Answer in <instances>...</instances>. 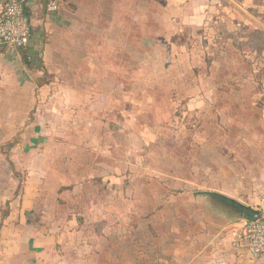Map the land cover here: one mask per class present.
<instances>
[{
  "label": "crops",
  "instance_id": "0c3cea01",
  "mask_svg": "<svg viewBox=\"0 0 264 264\" xmlns=\"http://www.w3.org/2000/svg\"><path fill=\"white\" fill-rule=\"evenodd\" d=\"M185 1L66 0L52 16L33 13L27 61L22 50L0 45V264H264L234 242L264 191L261 88L214 92L216 132L177 140L186 145L189 175L176 177L173 196L161 185L159 207L147 197V219L158 227L150 237L155 253L142 260L136 237L121 235L139 203L120 179L130 180L120 167L130 156L109 153L105 147L120 142L106 130L131 128V119L105 118L135 114L137 98L152 96L146 83L158 79L138 75L137 65H151L152 49L170 48L169 17L180 13L182 21ZM180 97L188 99L183 114L208 104L195 91ZM40 131L50 137L41 140ZM62 145L64 157L52 152ZM5 146L19 149L17 161L26 165Z\"/></svg>",
  "mask_w": 264,
  "mask_h": 264
},
{
  "label": "rangeland",
  "instance_id": "374dc122",
  "mask_svg": "<svg viewBox=\"0 0 264 264\" xmlns=\"http://www.w3.org/2000/svg\"><path fill=\"white\" fill-rule=\"evenodd\" d=\"M184 4L186 12L182 21L175 20L180 13L176 15L174 12L169 17L170 48L152 49L151 65H137L138 75L146 70L147 75H154L158 79L157 82L146 83L147 86L152 85V96L137 98L135 114H127L128 117L110 114L105 118L108 121L109 117L111 123H115L113 119H131V128L106 130L120 144L105 148H109V153L115 156L118 153L130 156V160L120 164L124 175L128 177L130 174V180H124L123 175H120V179L126 181L125 189L129 184L136 189L135 197L139 204L137 212L131 214L134 223L122 224L121 235L136 237L135 248L142 260L146 259L145 255L155 253L159 248L155 247L154 238H150L158 237V227L147 219V197L153 199L152 206L159 207L163 200L162 194H165L161 185L173 196L180 190L176 177L189 175L185 167L186 145L178 147L177 140L194 137L197 132L201 137L216 132V125L221 124L217 114V102L220 99L209 102L214 92L223 94L226 90L236 93L242 89L264 90V0H186ZM173 6L175 3L169 1L170 10H173ZM201 8L208 10L202 12ZM154 10V16L161 17L158 14L159 7H154ZM178 22L179 30L175 28ZM157 35L163 37L166 34ZM137 86L140 88L141 85L138 83ZM193 91L208 104L195 109L188 108L187 113L183 114L184 108L181 106L184 104L187 107L185 103L188 99L179 98V95L184 96ZM205 123L212 124L203 126ZM60 132L63 135L64 131ZM40 134L41 140L50 137L45 131H40ZM65 149L63 145L54 146L52 152L64 157ZM24 150L30 155L33 153L31 146H25ZM4 152L14 159L15 164L26 165L17 161L19 149L9 151L5 146ZM13 166L10 162L9 168L14 170ZM24 166L22 169L26 171ZM165 173L168 175L165 176ZM167 182L168 185L164 184ZM215 196L220 197L217 194ZM228 202L247 210L233 201ZM124 213L128 214L122 211Z\"/></svg>",
  "mask_w": 264,
  "mask_h": 264
},
{
  "label": "built area",
  "instance_id": "2783aa9c",
  "mask_svg": "<svg viewBox=\"0 0 264 264\" xmlns=\"http://www.w3.org/2000/svg\"><path fill=\"white\" fill-rule=\"evenodd\" d=\"M64 3L65 0H4L0 6V45L15 53L25 49L32 35L33 13L37 17L40 12L45 17L52 16ZM252 210L254 213L246 219L234 242L237 247L246 248L256 261L264 259V191Z\"/></svg>",
  "mask_w": 264,
  "mask_h": 264
},
{
  "label": "trees",
  "instance_id": "16d2710c",
  "mask_svg": "<svg viewBox=\"0 0 264 264\" xmlns=\"http://www.w3.org/2000/svg\"><path fill=\"white\" fill-rule=\"evenodd\" d=\"M65 2H66V0H65ZM65 6H66V3H64V4L62 5L60 11H61ZM58 12H59V11H58ZM58 12H57V13H58ZM38 16H39V18H44V17H45L44 13H42V12H40ZM32 32H33V27H32ZM31 36H32V35H31ZM21 53H22V58H23V60L27 61L28 55H27L26 49H23V50L21 51ZM28 62H29V61H28ZM4 214H5V213H4Z\"/></svg>",
  "mask_w": 264,
  "mask_h": 264
},
{
  "label": "water",
  "instance_id": "95a60500",
  "mask_svg": "<svg viewBox=\"0 0 264 264\" xmlns=\"http://www.w3.org/2000/svg\"><path fill=\"white\" fill-rule=\"evenodd\" d=\"M249 213H250V214H249V217H247V219L251 217V214L254 213V211L251 209V210L249 211Z\"/></svg>",
  "mask_w": 264,
  "mask_h": 264
}]
</instances>
